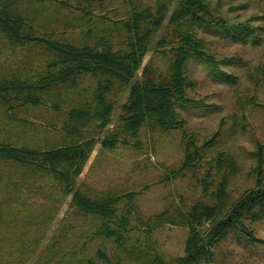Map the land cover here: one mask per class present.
Returning <instances> with one entry per match:
<instances>
[{
	"label": "rangeland",
	"instance_id": "374dc122",
	"mask_svg": "<svg viewBox=\"0 0 264 264\" xmlns=\"http://www.w3.org/2000/svg\"><path fill=\"white\" fill-rule=\"evenodd\" d=\"M202 1L208 11L204 18L229 25L228 29L218 28L222 27L220 24L216 28L205 26L188 15L180 17L178 25L167 23L180 0H63L65 21L60 39L72 42L79 38L75 42L80 45L111 42L113 51L123 49V41L130 39L127 23L133 20L135 12L149 9L157 15L160 4L165 6L163 25L150 33L149 42L153 45L144 54L135 78L140 77L148 61L160 74L166 73L175 58L170 48L179 44L180 33H192L200 44L183 64L187 85L178 107L180 123L176 127L143 125L135 135L123 133L118 127L123 124L119 115L129 88L118 84L106 92V100L113 106L109 123L105 116L100 117L98 122L104 127L96 131L90 129L92 122L77 124L85 136L96 137V144L93 155L84 161L75 178L71 174L77 167L63 169L64 175H71L73 181L60 180V175L51 171L44 176L32 165L20 168L19 163L0 158L2 180L15 175L10 173L12 166L20 168L18 174H28L29 180H47L46 191H30L31 201L19 215L26 220L39 217V223L19 222L24 226L13 230L14 218L8 223L9 214H4L5 200L0 207V231H32L26 240L35 243L29 262L25 255L28 252L17 259L16 253L3 252V264H145L152 252L174 264L186 252L189 227L182 222L186 221L187 212L200 204H211L226 214L238 200L264 187V0ZM142 21L139 24H151L148 19ZM247 25L253 27L251 34L243 30L240 34V29L234 28ZM47 31V37H59L53 30ZM161 38H165L163 46H154ZM43 52L46 50L39 51L35 46L29 52L22 51L29 55V69L37 70V65L42 64ZM74 78L75 88L67 87V93L62 94L65 103L60 115L45 109L41 123L36 119L29 125L32 134L39 132L42 138L57 139L64 130L61 121L66 118L65 109L88 99L97 88L93 75ZM99 96L102 98V94ZM46 116L50 118L46 120ZM50 122L58 133H44L52 127ZM9 130L5 133L14 134ZM117 130L122 132L118 142L111 140L105 145L108 149L101 148L100 138ZM131 191L132 196L124 195L116 203L115 216L128 214L126 226L120 225L116 230L123 238L101 232L107 218L80 208L88 200L85 197L94 199ZM109 220L116 226L114 218ZM208 225L206 221L203 227ZM4 243L1 238L0 244ZM6 249L5 244L0 245V250ZM194 264H264V216L256 220L242 216L240 222L218 235Z\"/></svg>",
	"mask_w": 264,
	"mask_h": 264
},
{
	"label": "trees",
	"instance_id": "16d2710c",
	"mask_svg": "<svg viewBox=\"0 0 264 264\" xmlns=\"http://www.w3.org/2000/svg\"><path fill=\"white\" fill-rule=\"evenodd\" d=\"M5 7H0V22L5 23L3 20H17L18 18L8 12ZM162 11V12H161ZM166 8L162 4L158 7L157 15H154L149 9L141 12H135V16L131 22H128L130 39L123 41V49L113 51V43H103L96 45H74L72 43L55 42V40H43L46 44L47 57L51 58L47 64V74L39 77L40 82H30V88H50L52 86L62 84L64 88L74 85L76 82L75 75H93L97 80V88H115L118 84L126 85L129 88V94L127 101L122 105V113L119 115V120H123V124L120 126L123 133H131L135 135L137 131L142 128L143 125L160 126L163 129L174 128L176 124L180 123L178 116V107L183 101V88L187 85L185 82V75L183 74V64L187 56L194 52L200 41L195 40L192 33L183 35L180 33V42L178 45L171 47L174 51L175 58L172 60V64L164 74H160L151 61H148L142 68V72L139 78H135V72L140 67L144 54L150 49L153 44L149 42V35L153 29H159L162 27L163 16ZM205 13H208L206 3L202 0H180L178 6L170 14L167 23L176 24L179 23V18L183 15H188L199 21L200 24L205 26L216 28L217 22L209 21L204 18ZM200 14H204L203 17ZM158 17V18H157ZM148 19L151 22V28L143 24H139V21ZM205 19V20H204ZM15 22V21H13ZM143 22V21H142ZM16 23V22H15ZM218 28L228 29L229 25L220 24ZM5 27V26H3ZM16 27V26H15ZM14 27V28H15ZM246 31L247 34H251L253 31L252 26H238L234 27ZM13 28H8V30ZM231 29V28H230ZM34 39H38L32 36H23L18 34L17 41L22 44H26ZM165 38L159 39L154 46L161 47ZM164 49V48H163ZM157 51L158 48H156ZM192 51V52H191ZM201 51V50H196ZM202 57V54H198ZM205 56V55H204ZM207 57V56H206ZM207 60H209L207 57ZM42 84V86H41ZM14 85L18 86L16 82ZM36 86V87H35ZM19 88V87H17ZM108 111V110H107ZM121 131L115 132L116 136ZM112 139L104 140V145L110 144ZM116 141V140H114ZM87 157L86 147L79 146H67L61 147L49 152L41 151H27L21 149H12L11 147L0 146V158L7 161H15L20 165L31 164L36 166L39 170L46 168L52 173L60 175V180H68L70 176L76 177L81 166ZM26 163V164H23ZM77 167L78 169L70 176L64 175V168ZM71 181L73 179L70 178ZM134 192H128L126 194L114 195L108 194L100 198H88L84 200L81 205V210L86 213L97 214L104 219V228L101 232L123 238L121 233L116 232L121 226H126L127 215L121 213L115 216L116 203L120 198L132 196ZM165 211V210H164ZM221 210H218L215 205L200 204L195 206L192 211L187 212L184 219L186 221L182 224H186L189 227V237L186 243V252L184 255L177 257L174 264H194L201 252L211 245L218 235L224 233L225 230L234 226L242 216L246 215L251 220H256L264 216V187L258 188L253 194L245 196L244 199L238 200L226 214ZM219 216V219H217ZM114 218L116 226H114L109 219ZM217 219V220H216ZM172 221V220H170ZM208 221L207 228L203 227L204 222ZM149 223V221H147ZM178 222L174 221L173 223ZM201 225V229L198 226ZM149 228V227H146ZM8 232L2 233L0 231V239L5 240L7 246L10 242L22 240L14 239L7 235ZM250 235V234H249ZM250 238H254L250 235ZM33 245L34 240H29ZM0 244V245H4ZM209 248V247H208ZM8 249V247H7ZM6 250H0V253L6 252ZM33 247H30V251L20 250L16 253L15 259L22 258L24 252L28 259L32 256ZM145 253H151L147 251ZM104 255V254H102ZM10 258V257H9ZM27 259V260H28ZM10 262V259L6 260ZM30 259L28 260V262ZM4 262L0 261V264ZM145 264H171L164 260L159 253L152 252L151 257Z\"/></svg>",
	"mask_w": 264,
	"mask_h": 264
},
{
	"label": "crops",
	"instance_id": "0c3cea01",
	"mask_svg": "<svg viewBox=\"0 0 264 264\" xmlns=\"http://www.w3.org/2000/svg\"><path fill=\"white\" fill-rule=\"evenodd\" d=\"M51 1L0 0V7H5L9 10L8 12L10 14L16 16L10 18H18L17 20H3L5 23L0 22V146L27 151L49 152L61 147L81 145L83 148L86 147L87 157L85 162H87L89 156L94 153L96 137L94 135L85 136L84 132L80 129L81 126L77 124L78 122H92L93 125L90 129L96 131V128L98 129L100 127L102 129L104 127L98 122L100 117L105 116V122H110L109 114L113 106L106 100V88H95V91L91 92V96L87 97L88 99L79 100L73 103L68 110L67 108L65 109L66 118L61 121L63 122L62 127L65 131L63 130L62 133H58V128H55L53 123L50 122L52 127L46 128L44 133L53 130L59 134L57 139L50 137L42 138L39 136V132L32 134L29 128L32 121L36 119L41 123L42 113L45 109L50 114L57 113L56 115H60L63 104L65 103V98L62 94L64 92L67 93V87L64 88L62 84H55L54 88H30V82H40L38 78L48 73V60L52 58L47 57L46 44L41 39H51L55 40V42L72 43L74 45L82 44L75 42L79 41V38H75L72 42L60 39L61 30L64 28L65 21L63 0H54L52 3ZM32 3L34 5L33 7L31 6ZM54 5H58V7ZM8 28L13 29L8 30ZM49 29L57 33L59 37L56 35H53L54 37H47V30ZM18 34L32 36L38 39L22 44L17 41ZM34 46L39 51L40 48L46 50L45 53L43 52L42 64L40 66L37 65V70L32 69V67L29 69L27 64L29 55L22 53V51L29 52ZM14 82L19 85H14ZM68 87L75 88L73 84ZM99 94H102L103 99L100 98ZM44 118L48 120L50 117L46 116ZM3 127H6V129ZM66 127H69L71 130ZM9 129L14 134H6L5 132H8ZM115 132H109L100 138L101 148L108 149V146L104 145V140L106 139L113 138L118 142L119 134L116 136ZM28 166L30 167L31 164H28ZM19 167L21 168L22 165ZM34 167L38 169L36 166ZM20 168L12 166L10 173L12 171L15 175L6 176L5 180L0 179V207L3 208L5 200V206L7 207L3 209L4 214H9V217L5 215L7 220L9 219L8 223L14 218L13 230L22 228L24 223H30L31 221L40 222V218L37 216L35 220L31 218L26 220V217L21 218L19 215L25 211L27 203L31 201V199H28L30 191L38 194L47 190V180H29L26 178L28 174L25 172L18 174ZM1 169L2 167L0 166V175ZM41 171L44 176H47V171L49 170L43 168ZM44 196L46 197V192ZM31 233L32 231H27L26 233H19L18 231L13 233L8 232L7 235L9 237L16 240L22 238V240L14 241V244L9 242L7 251H30L29 248L34 247L35 243L32 245L30 241L26 240V237L30 236ZM34 234V237H36V233Z\"/></svg>",
	"mask_w": 264,
	"mask_h": 264
}]
</instances>
